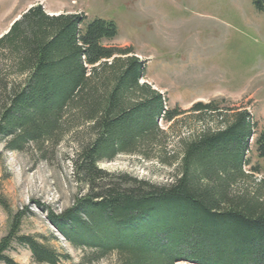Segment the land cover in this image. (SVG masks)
<instances>
[{
	"label": "trees",
	"instance_id": "16d2710c",
	"mask_svg": "<svg viewBox=\"0 0 264 264\" xmlns=\"http://www.w3.org/2000/svg\"><path fill=\"white\" fill-rule=\"evenodd\" d=\"M252 1L264 9V0ZM117 35L114 20L51 15L35 3L0 37V139L43 158L64 138L73 148L81 193L49 215L53 226L73 247L96 260L115 255L117 264H264V130L254 162L256 123L247 105L225 97L195 102L189 111L204 127L179 139L169 183L116 178L101 167L121 154L171 165L173 126L160 120L174 122L185 111L170 109L165 94L143 81L145 62L133 47L106 43ZM21 224V215L10 219L0 262L18 264L7 255L14 242L38 263L68 257L20 234Z\"/></svg>",
	"mask_w": 264,
	"mask_h": 264
},
{
	"label": "rangeland",
	"instance_id": "374dc122",
	"mask_svg": "<svg viewBox=\"0 0 264 264\" xmlns=\"http://www.w3.org/2000/svg\"><path fill=\"white\" fill-rule=\"evenodd\" d=\"M35 3L48 12L59 9L86 13L90 20H114L118 35L106 43L133 47L145 62L143 81L165 94L170 109L185 110L174 122L160 120L166 130L173 126L171 165L121 154L101 163L103 170L116 178L129 174L169 183L182 153L179 139L204 127L189 109L195 102L224 97L234 107L248 106L256 123L248 155L256 162L255 139L264 130V9L252 0H0V37ZM72 153L67 138L47 149L45 158L30 146L23 152L9 150L0 139V240L9 233L10 219L21 215L20 234L68 256H61L58 264H117L115 255L96 260L92 252L73 247L50 220L51 213L71 207L81 193ZM7 255L18 264H48L36 262L31 250L18 242Z\"/></svg>",
	"mask_w": 264,
	"mask_h": 264
},
{
	"label": "crops",
	"instance_id": "0c3cea01",
	"mask_svg": "<svg viewBox=\"0 0 264 264\" xmlns=\"http://www.w3.org/2000/svg\"><path fill=\"white\" fill-rule=\"evenodd\" d=\"M27 9H28V8H27ZM48 13H50L51 15H53V14L58 15V14H60V13H62V12H60V10L58 9V10H56V11H51V12H48Z\"/></svg>",
	"mask_w": 264,
	"mask_h": 264
}]
</instances>
